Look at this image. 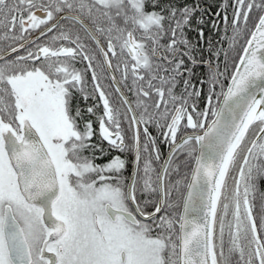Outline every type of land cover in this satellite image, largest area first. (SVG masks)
<instances>
[{
    "label": "snow or ice",
    "instance_id": "obj_1",
    "mask_svg": "<svg viewBox=\"0 0 264 264\" xmlns=\"http://www.w3.org/2000/svg\"><path fill=\"white\" fill-rule=\"evenodd\" d=\"M199 12L0 0V264H264V0Z\"/></svg>",
    "mask_w": 264,
    "mask_h": 264
},
{
    "label": "flooded vegetation",
    "instance_id": "obj_2",
    "mask_svg": "<svg viewBox=\"0 0 264 264\" xmlns=\"http://www.w3.org/2000/svg\"><path fill=\"white\" fill-rule=\"evenodd\" d=\"M179 3L183 4V3H187L189 6H192L193 4H198L200 7V12L197 13V16H201L203 15L205 19H209V18H215L213 17V13L217 12L220 10V6L223 3V0H178ZM232 2V0H228V3L230 4ZM228 14H229V18L231 19V8L228 9ZM195 27V21H193V28ZM219 29H220V36L224 35V25L221 23L219 25ZM231 33V27L229 25V34ZM188 35L195 41L197 39V33L195 31H191L188 33ZM209 35V33L207 32L206 29V36ZM212 39L214 40V42L217 43V45H220V36H217L215 32H212L211 34ZM39 43H46L47 41L44 38H41L39 41ZM3 43V47L5 48V50H7V42H2ZM86 43H89L90 47H94L93 45H91L90 41H86ZM67 46V45H66ZM203 46V45H201ZM223 47L227 48V43H225L223 45ZM205 58H207V53L205 52ZM235 55V52L230 53V58H229V67L231 70V57ZM116 64V60H113V65ZM76 66L78 68H80L81 70H83L85 68V63L83 62H79L76 64ZM220 66L221 69H223L224 64H223V57H221V62H220ZM207 68H202V67H197L196 68V74L197 76H200L201 72H206ZM109 73H104L102 76V80L101 83L102 85L111 93L112 98L116 104L117 107L120 108V110L123 112L124 106L120 103L119 101V97L117 96V94L114 92V88H109V80L107 79ZM115 75L117 77V79H120V72H115ZM86 83L87 86L89 88V90H91L92 88V81H91V76L90 74H88V76L86 77ZM129 83H131V81L129 80ZM219 90V89H217ZM125 91H127V89H125ZM206 92V89H205ZM129 95L131 96V94L129 93ZM200 107L203 108L204 107V100L202 99L200 102ZM153 134L156 135L157 133L155 132V130L153 129ZM168 149L166 146L162 145V152L163 153H167ZM117 153H112V155H116ZM99 162H103V161H99ZM134 170V168L132 169ZM182 171H186V170H182ZM128 173L126 172V175ZM229 183H231V181L229 180ZM260 187L264 189V181H262L260 183Z\"/></svg>",
    "mask_w": 264,
    "mask_h": 264
},
{
    "label": "trees",
    "instance_id": "obj_3",
    "mask_svg": "<svg viewBox=\"0 0 264 264\" xmlns=\"http://www.w3.org/2000/svg\"><path fill=\"white\" fill-rule=\"evenodd\" d=\"M256 15H257V13H256L255 10H254L253 13H252V18L255 19ZM186 171H187V170H186ZM261 189H263V188H261Z\"/></svg>",
    "mask_w": 264,
    "mask_h": 264
}]
</instances>
